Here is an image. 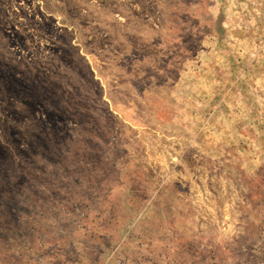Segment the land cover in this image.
Here are the masks:
<instances>
[{"label": "rangeland", "instance_id": "rangeland-1", "mask_svg": "<svg viewBox=\"0 0 264 264\" xmlns=\"http://www.w3.org/2000/svg\"><path fill=\"white\" fill-rule=\"evenodd\" d=\"M0 264H264V0H0Z\"/></svg>", "mask_w": 264, "mask_h": 264}]
</instances>
